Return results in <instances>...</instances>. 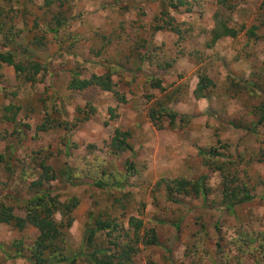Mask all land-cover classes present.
<instances>
[{
	"label": "rangeland",
	"instance_id": "obj_1",
	"mask_svg": "<svg viewBox=\"0 0 264 264\" xmlns=\"http://www.w3.org/2000/svg\"><path fill=\"white\" fill-rule=\"evenodd\" d=\"M36 1L30 11L44 17L43 0ZM217 1L202 0L192 13L183 9L173 13L184 29L191 28L184 33V39L171 32L154 33L151 27L159 7L156 2L147 4V0H68L69 22L57 36L44 30L42 18L37 30L40 37L46 38L44 47L27 49L36 30L30 28L32 18L30 27L18 19L16 27L23 34L9 46L18 52V61L31 55L48 72L40 74L37 83L32 84L25 83L13 67L4 66L0 71V86L7 89L0 92V152L7 154L11 164L1 172L0 196L15 193L25 201L33 198V159L47 158L58 178L45 189L60 195L62 201L72 197L80 200L73 226L65 230L68 255L83 249L90 224L111 213L127 226L130 217L140 218L146 229L156 232L158 244L142 247L138 264H255L249 255H241L237 261L230 240L242 233L264 232V128L259 126L255 134L247 132L256 126L258 118L252 111L261 103L251 95L249 85L253 74L264 76V12H260L264 0H233L234 10L225 11L236 27L260 25L258 33L263 38L259 42H250L243 34L238 39H223L210 48L213 17L219 10ZM127 3L131 5L121 6ZM133 4L142 5L136 8ZM101 36L105 39L101 40ZM135 40H147L149 51L163 50L161 61L171 60L173 66L159 70L149 55L138 57L136 50H131ZM3 42L5 39L0 37V46ZM92 49L96 54L91 53ZM109 63L118 67L115 81L127 103H118L98 88L82 92L68 89L71 74L78 67L84 78H90L104 74ZM200 70H207L215 82L206 98L195 95ZM147 76L163 81L165 94L173 95L168 107L180 117H190V124L183 126L178 120L170 126L165 120V128L159 130L151 123L148 109L164 95L149 87ZM230 80L241 82L242 87L232 91ZM146 95L153 99L149 102ZM11 103L22 107L16 122L3 120L5 115L11 116L5 111ZM88 105L96 113L77 123L81 117L77 109ZM46 112L76 126L69 131L37 132ZM116 129L131 133L132 150L113 157L106 144ZM91 145L96 148H89ZM239 156L245 159V165L232 167V171L240 178L238 183H247L254 189L255 199L232 213L220 204L222 179L210 163H238ZM128 161L136 165L138 174H128L123 188L95 186L97 180L112 183L109 173L126 174ZM246 162H251L250 166ZM179 178L195 182L206 178L211 192L206 199L177 195L171 199L164 186L157 187L162 179ZM117 198L126 204L124 212L113 209ZM18 208L16 212L23 215L22 207ZM217 227H221L220 233ZM38 235L32 226L20 232L0 225V264H31L26 258L9 256L15 255L18 242L30 246ZM219 240L222 253L216 248ZM79 263L88 264L82 260Z\"/></svg>",
	"mask_w": 264,
	"mask_h": 264
},
{
	"label": "trees",
	"instance_id": "obj_2",
	"mask_svg": "<svg viewBox=\"0 0 264 264\" xmlns=\"http://www.w3.org/2000/svg\"><path fill=\"white\" fill-rule=\"evenodd\" d=\"M147 4L158 3L159 13L154 17L151 29L154 33L161 31L175 33L181 39H184V33L189 32L191 28L184 29L174 17L173 13L183 9L185 12L192 13L194 8L200 6L202 0H147ZM36 0H0V37L5 39V42L0 46V71L4 66L13 67L19 77L25 83H37V77L42 73L48 72V68L39 63L31 55H27L24 61H18V52H15L10 46V43L16 42L23 34V30H17V21L22 19L25 25L29 26V20L32 18L33 27H30L34 33L30 44L27 47H44L45 36H41L37 29L42 26V18L45 19L46 31H50L56 36L65 29L68 25V17L66 16L68 0H43L41 9L44 17L34 14L30 11V6H35ZM233 0H218L217 5L219 10L214 14V28L210 32V41L208 46L214 47L219 41L231 38L238 39L241 35H245L250 42H259L263 37L259 35L260 25L254 24L251 27L242 24L239 27L233 25L231 20L225 14V11L234 10ZM131 5L130 3L126 6ZM142 5V4H141ZM134 5L136 8L141 6ZM23 6V9L21 8ZM260 12H264V1L260 7ZM59 38V36H58ZM105 37L101 36V40ZM131 50H136L137 56L142 58V55H149L152 64L159 70L171 68L173 61H161L160 51H149V42L147 40H135ZM25 54L27 50H23ZM92 54H96L92 49ZM156 53V54H155ZM154 60V61H153ZM264 67V64H263ZM119 68H123L119 65ZM106 72L102 75L93 74L90 78L82 76V69L78 67L77 71L72 72L68 89L71 91H85L90 88H98L104 92L111 94L115 100L122 104L127 103L125 95L119 90L115 81V76L118 73L116 63H109L105 66ZM262 73L253 74L249 87L251 95L257 96L261 103L253 108L252 113L258 118L256 126L248 130L249 134L257 133L259 126L264 128V76ZM199 82L195 90L197 98L208 97V92L215 87V82L211 79L208 71H198ZM263 81V82H262ZM147 82L150 88L159 90L163 93V98L153 101V105L148 109V118L151 123L162 130L165 128L164 121L168 120L170 126H174L180 120L183 126L190 124V117L182 116L171 110L168 107L172 94H165L166 88L163 86V81L154 76H147ZM232 91L240 89L241 82L230 80ZM260 83V84H259ZM259 84V85H258ZM7 91L5 87L0 86V92ZM236 93V92H235ZM148 101L153 99L152 96L146 95ZM5 111L9 115L3 118L7 122H16L18 115L22 112V107L15 104H10L5 107ZM79 117L77 123L89 120L90 116L94 115L95 108L88 105L85 108H78ZM114 117V110L110 109ZM83 116H85L83 118ZM76 126L68 120L55 119L49 113H45V117L41 124L37 126V132H50L58 130H72ZM131 133L116 129L114 131L111 142L106 144L109 148V154L113 157H118L121 153L131 151L130 144ZM95 149V146H89ZM11 147L8 151H10ZM7 151V152H8ZM264 159V151L261 152ZM203 154H205L203 152ZM7 154L0 152V176L3 168L11 166L8 164ZM219 157V156H218ZM239 162L235 161H220L219 164L210 163L211 166L221 175V206L225 211L235 213V208L244 205L254 200L255 195L253 188H250L247 183L239 182V177L232 171V167L245 165V159L238 157ZM34 169L36 170L35 181L30 184V190L36 194L28 201L23 200L15 193L5 194L0 196V225H8L23 232L28 227L32 226L39 231V235L35 242L26 246L24 241L16 244L17 251L11 259L26 258L31 264H80L82 260L88 264H138L137 258L140 256L142 247L148 248L158 244V236L153 229H146L142 219L130 217L127 225L119 222L117 217H112L111 213L101 215L94 223L85 231V246L83 249L74 255L70 256L67 253V236L66 229H70L74 223V212L80 205V200L77 197H72L67 201H62L61 196L54 195L52 191L46 188L54 180L58 178L55 175V170L49 163L48 159L43 157L33 159ZM235 163V164H234ZM251 162H246V166H250ZM126 174L120 172L109 173L112 175V183L104 180H97L95 186L100 189L108 187L123 188L125 180L130 175L138 174L136 165L128 161L126 163ZM234 172V173H233ZM24 174V173H23ZM117 176V178L115 177ZM163 187L168 198L173 196L196 197L206 199L210 194V188L207 187L206 178L198 181L179 178L174 180L162 179L157 183V187ZM129 194L126 198H128ZM176 202V201H175ZM24 203V206H20ZM18 209L22 207L23 215L18 214ZM126 204L119 198L113 201V209L116 211L126 209ZM94 220V216L91 217ZM177 229L178 226L176 227ZM220 233L221 227H217ZM204 231V230H203ZM230 245L233 246L236 253L237 261H240L241 255H249L255 264H264V232L242 233L230 240ZM216 248L222 253L220 240L216 243ZM85 250V251H83ZM29 254L26 257L24 254ZM146 264H157L153 261H148Z\"/></svg>",
	"mask_w": 264,
	"mask_h": 264
}]
</instances>
